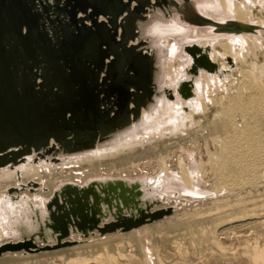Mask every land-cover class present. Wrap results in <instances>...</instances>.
<instances>
[{
	"label": "water",
	"instance_id": "95a60500",
	"mask_svg": "<svg viewBox=\"0 0 264 264\" xmlns=\"http://www.w3.org/2000/svg\"><path fill=\"white\" fill-rule=\"evenodd\" d=\"M216 4L217 0H0V170L65 164L124 138L130 141L134 134L158 125L162 102L192 100L189 89L198 74L219 72L210 57L212 47L202 46L204 40L215 41L205 38V29L218 24L205 23L202 12L216 14ZM179 51L191 58L185 69L189 75L164 86L163 70L178 59ZM16 176L17 187L7 191L11 203L12 198L22 202L27 189H38L24 183L19 171ZM136 187L122 179L84 188L66 185L68 203L77 199L83 212L75 214L59 205L55 191L48 217L57 225V243L41 246L31 236L10 235L0 246V257L68 247L77 242L67 240L70 228L84 237L95 231L101 236L126 233L174 212L158 206L98 217L101 194L124 205Z\"/></svg>",
	"mask_w": 264,
	"mask_h": 264
},
{
	"label": "bare ground",
	"instance_id": "6f19581e",
	"mask_svg": "<svg viewBox=\"0 0 264 264\" xmlns=\"http://www.w3.org/2000/svg\"><path fill=\"white\" fill-rule=\"evenodd\" d=\"M257 1L262 3V0ZM254 4L256 0L241 2L217 0L214 7L216 14L202 12L205 23L211 25L213 21L218 23L205 29L209 32L205 38L215 41L208 40L202 43L203 48L212 47L210 54L212 61L217 63L218 57L221 56L225 60L229 59L227 61L229 63L236 61L239 63L238 67L243 77L234 92L228 96L219 95L213 98L211 81L214 78L202 72V80L199 79L196 83V98L189 102L180 100L173 104L162 102L163 108L156 116L158 125L155 126V123L144 133L134 134L130 141L124 138L107 149L79 156L65 164L30 165L19 170H0L1 246L6 243V235L8 236L7 205L11 202L7 191L17 187V171L21 173L24 183H30L31 189L34 185L39 186L37 193L30 191L23 193L26 197L22 198V201L25 198L30 200L32 198L35 201L36 196L51 198L59 181L72 182L102 172L121 175L125 169L157 161L161 163L163 170L169 173L168 189L171 188L173 181L181 179L185 184L183 191L199 199L206 191L199 187L198 177L202 175L203 167L208 165L214 176L213 188L217 193L211 204L183 213L175 211L170 216L150 224L148 232L155 251L156 263L152 249L143 242L138 230H133L98 235L84 244H72L50 252L37 254L8 252L0 257V264H171L176 255L166 250L167 243H172L173 245L170 244L172 247L176 245L178 252L177 249L175 251L186 262L192 260L191 247L181 248L184 242L182 244L178 240L187 236L193 241L197 240L198 244L201 243L199 241H204L215 246L221 254L230 253L239 262H245L244 258L250 257L251 264L259 262L264 264V245L258 239L253 243L247 239L242 247L229 246L223 242L226 237H245L253 231L255 233L253 229L264 228V193L256 194L253 189L237 192L238 188L255 182L264 167V58L261 57L264 18L251 11L253 7L251 5ZM214 47L215 49L220 47L222 51L214 50ZM185 58L188 66L191 58L187 55ZM225 64L227 63L224 62L223 66ZM206 88L211 91H207ZM208 99L217 105L212 118L208 119L205 115L195 117L194 113L197 111L202 109L204 112L208 111ZM186 106L191 108L189 114L186 113ZM145 117L148 120L150 116L145 114ZM203 118L206 119L204 124ZM188 122L197 123V128L189 131L187 136L180 135L178 138L171 137L159 141L167 136V132L171 135L180 132ZM152 141L157 143L146 146L147 142ZM186 147L197 150L199 163L195 160L189 163V158L187 161L183 154H179L177 163L180 171H172L169 166L170 159L177 149L184 150ZM124 152L125 155L121 157L101 162ZM205 154L208 156L207 161L204 158ZM26 159L30 161L32 158ZM94 162L97 163L93 164ZM226 187H231V191L236 192L235 198L220 195ZM44 189L48 192L44 193ZM260 236L264 237V232Z\"/></svg>",
	"mask_w": 264,
	"mask_h": 264
},
{
	"label": "rangeland",
	"instance_id": "374dc122",
	"mask_svg": "<svg viewBox=\"0 0 264 264\" xmlns=\"http://www.w3.org/2000/svg\"><path fill=\"white\" fill-rule=\"evenodd\" d=\"M239 1V0H238ZM242 1V0H241ZM253 6V7H252ZM252 9L251 11L259 16L264 18V0H262V3H259V1L256 0V4L251 5ZM223 12V11H221ZM256 22V21H254ZM252 22V23H254ZM208 33V32H206ZM188 34L195 35L197 34L196 31H188ZM235 35H241V34H235ZM173 41V40H172ZM171 41V42H172ZM192 41V40H187ZM207 40L202 41V43L206 42ZM214 50H218L221 52L220 47H214ZM260 51V50H259ZM180 52V51H179ZM216 52V51H215ZM216 54V53H215ZM261 57L264 58V44L261 47ZM178 59L172 61V63L167 64L166 71L163 70V77L161 79L162 85L170 84L172 81H174L176 78H178V75H183L184 73L189 75V72L185 70L187 68V59L185 58V55L180 52L178 54ZM226 62L225 66H223V63ZM189 65V64H188ZM217 68L219 70L212 74L211 76L214 78L211 84V90H212V97L216 98L217 96H228L232 92H234L235 87L240 83V79L243 77L242 73L239 70V63L232 62L229 63L227 60L223 59V57H218V61L216 63ZM165 73L167 77H165ZM176 74V75H175ZM202 73L200 72V75L198 74V79L202 80L201 77ZM207 91L210 90L209 88H206ZM210 90V91H211ZM190 95H192V98H196V85L191 87L189 89ZM208 92V96H209ZM205 94V93H204ZM202 94V95H204ZM201 95V96H202ZM211 97V98H212ZM210 98V99H211ZM210 99L207 100V104H209V109L207 112H204L203 109L200 111H197L194 113L195 117H200L205 115L206 118L211 119L212 115L217 109V105L214 104ZM163 108V107H161ZM162 110V109H161ZM191 111V108L188 107L187 113L189 114ZM203 124L206 122V119H202ZM195 128H197V123L194 122H188L185 127L180 131L176 132L175 135L169 134L167 132V136L165 138L159 139L165 140L167 138H178L180 135L187 136L189 131H193ZM149 138V136L147 137ZM157 142H147L146 146H151L152 144H155ZM151 144V145H150ZM142 148V147H140ZM139 149V148H138ZM200 149H204L202 145H200ZM126 152L120 153L114 157L103 159L101 162H107L111 161L113 159H116L118 157H121L125 155ZM179 154H183L189 163L191 160H195V162L199 163V157L197 156V150L192 149L191 147H186L184 150L177 149L175 151V154L173 155L172 159L169 161L170 169L174 172H179L178 163H177V157ZM189 158V159H188ZM205 161L208 160V156H204ZM97 162H94L95 164ZM188 163V164H189ZM91 164V163H88ZM88 164H85L87 166ZM156 171H155V170ZM33 176L34 174H30ZM161 178H158V177ZM169 173L165 170H163L160 162H153V163H143L140 164L136 168H128L125 169L121 175H117L114 172L111 173H101L99 175H92L88 176L86 178L82 179H76L72 182L70 181H59L56 184V193L57 201H60L59 205L64 206L66 209H71L72 212L75 214H80L83 211L79 210L78 208V202L77 199L71 198V204L69 202V193L65 192L64 187L68 184H72L78 188H84L90 183H100V182H106L109 180H124L127 183H136L138 184V187H136L133 192L130 194L131 197L128 198L126 203H122L120 200V203L117 204L114 199H109L107 195L101 194V197H103V200L98 207L101 214L98 216L99 218H103L104 216L111 218L118 214H125L127 212H133V213H139L140 211L148 210V209H154L158 206H161L163 208L168 209L169 207H172L174 212H180L183 213L186 210L194 209L196 207H208L212 200L217 196L216 191L214 190V176L210 172V168L208 165L203 167V173L198 177V184L200 183V188L205 192V194L201 195V197L198 199L197 196L193 197L190 195H187L183 190L185 189L184 182L180 179L179 181H173L172 186L170 189L167 188V182L169 179ZM17 185V184H16ZM39 188V186H38ZM253 189V192L257 193H264V167L262 169V173L260 177H257L255 182L251 183V185L246 187H240L237 189L238 191H246ZM97 190L99 191V188L97 187ZM222 190V189H220ZM34 192L33 190L27 189L24 191V194L27 192ZM44 193H47L48 190L44 189ZM68 191V190H67ZM236 192L231 191V187H226L223 189L221 196H229L231 198H235ZM16 193H14V196ZM56 195V194H55ZM53 197L51 198H42L40 196H36L37 200H30L22 202H19V200L12 198V203L7 205L8 214H9V223L6 225L8 236H31L38 242L39 245L43 246L46 244L49 245H55L57 243V225L55 224V221L52 220V218L48 217L52 211H50L49 205H53ZM62 199V201H61ZM65 200V202L63 201ZM51 203V204H50ZM72 205L76 206L74 210L72 209ZM54 206L52 208L54 209ZM95 210H91L90 212H94ZM87 212H89V209H87ZM30 213V215H28ZM85 227H88L89 224H85ZM150 225L144 226L138 230V232L142 235L141 239L145 244H148V246L152 249V253L154 254L153 259L156 263V256L155 251L153 250V245L151 243V236L148 232ZM264 228H258L253 229L255 230V233H251L246 235L245 237H232V238H224L223 242H225L229 246H238L242 247L244 243L247 241V239L253 243L255 240H259L261 244L264 245V237H261L260 234H263ZM257 230V231H256ZM263 230V232L259 231ZM87 232H91L87 228ZM67 240L69 241H77L75 244L78 243L84 244L86 243L90 238H95L96 236L100 235L98 231H95V233H92L89 235V237H84L83 233L75 232L73 231V228H70V233ZM7 236V235H6ZM185 238V239H184ZM182 240H178L179 242H184L183 246L181 248H189L191 247V253H192V260L184 262V260L181 258L180 254L178 252V248L176 245L172 247V243H167L166 250L172 252L176 255L173 262L171 264H251L250 257H245V262H239L235 256H232L230 253L221 254L219 250L213 246L208 245L204 241H199L201 243L198 244V241H193L190 236L184 237ZM187 238V239H186ZM190 238V239H189ZM261 238V239H260ZM179 239V238H178ZM65 241V240H64ZM45 242V243H43ZM170 244H172L170 246ZM191 244V245H190ZM243 244V245H242ZM201 245V246H200ZM169 246V247H168ZM195 246V247H194ZM206 246V247H205ZM208 246V248H207ZM207 248V249H206ZM177 249V250H176ZM201 249H203L201 251ZM57 250V249H54ZM52 250V251H54ZM177 252H176V251ZM196 250V251H195ZM210 250V252H209ZM175 251V252H174ZM204 251V252H203ZM212 251V252H211ZM216 253H215V252ZM42 252H50V251H42ZM202 252V253H199ZM204 253V254H203ZM35 254V253H34ZM37 254V253H36ZM179 254V257H178ZM195 254V255H194ZM203 254V255H202ZM220 254V255H219ZM200 255V256H199ZM201 255L203 257H201ZM223 255V256H222ZM229 255V256H228ZM225 256V257H224ZM227 256V257H226ZM231 256V257H230ZM129 257V256H128ZM175 261V262H174ZM259 264H262L259 262Z\"/></svg>",
	"mask_w": 264,
	"mask_h": 264
}]
</instances>
